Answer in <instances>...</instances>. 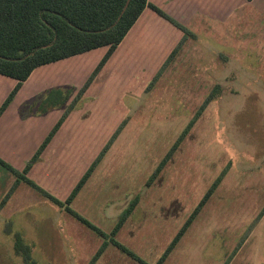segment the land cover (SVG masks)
Wrapping results in <instances>:
<instances>
[{"label": "rangeland", "instance_id": "obj_1", "mask_svg": "<svg viewBox=\"0 0 264 264\" xmlns=\"http://www.w3.org/2000/svg\"><path fill=\"white\" fill-rule=\"evenodd\" d=\"M148 1L195 36H187L166 63L183 32L148 12L155 22L143 36L131 29L75 104L72 100L79 88L108 48L40 66L14 98L11 132H5L11 140L0 138V158L22 172L33 145L39 143L38 136L26 131L28 117L47 116L48 131L59 114L58 106L44 99L49 96L48 87H60L64 95L72 87V100L61 111L72 107L69 119L74 124L66 127L73 131L67 134L62 129L60 139L62 144L71 140L80 148L71 150L70 145L58 152L52 149L56 138L40 156L39 173H27L28 177L45 189L43 178L50 186L57 185L58 190L51 192L63 201L72 183L122 124L71 203L72 209L109 234L118 214L138 194L136 208L114 239L155 264L164 245L228 165L169 264H264V213L258 218L264 206V0L251 3L252 10L247 0ZM214 1L218 10L210 9ZM66 81L68 86L63 84ZM9 82L14 84L10 77L0 75V105L14 87L8 91ZM216 83L221 84L220 93L147 186L158 162ZM32 91L38 92L31 96ZM54 165L67 170L58 183L55 174L45 170ZM4 174L0 200L16 178L9 171ZM30 189L21 182L15 196ZM25 201L30 204L15 205L16 213L0 212V264H25L13 249L16 233L31 245L32 257L39 264H86L104 240L63 207L43 198L27 197ZM159 223L164 224L161 229ZM154 231L157 234L151 237ZM148 243L152 245L146 247ZM115 250L110 243L99 264L120 262Z\"/></svg>", "mask_w": 264, "mask_h": 264}, {"label": "trees", "instance_id": "obj_2", "mask_svg": "<svg viewBox=\"0 0 264 264\" xmlns=\"http://www.w3.org/2000/svg\"><path fill=\"white\" fill-rule=\"evenodd\" d=\"M146 7L155 11L159 16L168 20L183 32L181 40L168 56L166 63H169L180 50L185 38L187 36H193V34L185 26L151 4L148 0H0V74L16 80L15 86L0 105V115L12 102L22 83L29 77L35 68L99 47H107V52L87 80L79 88L77 95L72 100V104H75L77 99L87 90L97 73L109 59L116 47L121 43L129 29ZM155 79L154 77L150 84H153ZM220 91L221 84L216 83L205 96L192 118L188 121L168 151L158 162L153 173L146 182L147 186L160 174L174 155L188 131L205 110L206 106L215 99ZM69 92L65 95L62 94L61 103L64 104L65 101H67ZM57 93L59 94L58 89H52L46 101L52 103V101H50L51 97ZM71 110V106L64 110L61 117L54 124L50 132L24 166L22 172L16 170L0 158V165L16 177L12 186L1 199L0 207L7 201L17 185L23 181L42 193L56 205L63 207L66 212L97 232L104 239L87 264H94L108 243H112L120 251L141 264H148L133 251L114 239V236L136 208L139 202L138 194L134 195L118 214L109 234L103 232L100 228L70 207L72 201L83 188L86 181L101 162L122 129V124L116 128L108 141L89 163L63 201L50 194L27 176L31 166L39 159L41 153ZM227 171L228 165L220 171L209 185L155 264H162L175 248L181 237L212 196ZM263 213L264 206L258 218H260ZM13 249L15 253L21 255L25 264H39L32 257L31 245L26 243L19 233L14 235Z\"/></svg>", "mask_w": 264, "mask_h": 264}, {"label": "crops", "instance_id": "obj_3", "mask_svg": "<svg viewBox=\"0 0 264 264\" xmlns=\"http://www.w3.org/2000/svg\"><path fill=\"white\" fill-rule=\"evenodd\" d=\"M255 1H257V0H247L246 2L247 3H249V7H248V9L249 10H252V9H255L254 8V6L251 4V3H254ZM241 4L243 3V2H240ZM213 7V9H217L218 10V7H219V5L217 4V1H214L213 2V4L212 5H210V9ZM151 11H153L152 9H150V8H145L143 11H142V13L140 14V16L138 17V19L136 20V22L133 24V26L129 29V31L127 32V34L126 35H128L129 34V32L131 31V29L133 28V30L134 29H136V33H135V35L136 34H139V35H141V36H143V34H144V32H145V30L147 31V27H148V25L151 23V22H155V18L149 13L148 14V12H151ZM153 12H155V11H153ZM156 13V12H155ZM157 14V13H156ZM144 15H145V17H144ZM186 27V26H185ZM155 28V27H154ZM187 28V27H186ZM188 29V28H187ZM189 30V29H188ZM192 34H193V36H195L194 35V33L191 31V30H189ZM125 35V36H126ZM183 36V35H182ZM193 36H191V37H193ZM181 37V36H180ZM151 38V37H150ZM175 47V46H174ZM173 47V48H174ZM117 48V47H116ZM94 50V49H93ZM173 50V49H172ZM171 50V51H172ZM90 51H92V50H90ZM90 51H87V52H85V53H81V54H77V55H74V56H71V57H69V58H66V59H70V58H72V57H78V56H81V55H84V54H86V53H88V52H90ZM170 51V52H171ZM145 54V53H144ZM66 59H62V60H66ZM224 60H229V61H231L232 62V60L231 59H227V58H225ZM60 61V60H59ZM59 61H56V62H59ZM56 62H52V63H49V64H53V63H56ZM49 64H45V65H49ZM233 65H234V63H233ZM233 65H232V67H233ZM42 66H44V65H42ZM40 67V66H39ZM39 67H37V68H39ZM37 68H35L32 72H31V74L29 75V77L22 83V85H21V87H20V89L18 90V92H17V94H19L20 93V91H22L23 89H24V86H25V84L26 83H28V81L31 79V77L35 74V72H36V69ZM1 75V74H0ZM2 76H4V75H2ZM4 77H7V76H4ZM10 79H13V78H11L10 77ZM13 83L14 84H12V86H15V84H16V80L15 79H13ZM75 81V80H74ZM93 82V81H92ZM91 82V83H92ZM67 83V81L65 82V83H63V84H66ZM69 83H74L73 81H69ZM75 83H76V81H75ZM56 85H59V83L57 82L56 83ZM75 85V84H74ZM74 85H72V86H74ZM91 85V84H90ZM89 85V86H90ZM8 86H9V89H8V91L11 89V82H9L8 83ZM66 86H68L67 84H66ZM46 88V87H45ZM48 89H58V90H60V87H57V86H53V87H48ZM47 89V90H48ZM88 89V88H87ZM47 90H45V91H47ZM50 90V91H51ZM73 90H74V88L72 89V87L70 88V91H72L73 92ZM40 91V90H39ZM37 92L38 91H32V92H29V94H32L31 96H35L36 94H37ZM49 92V91H48ZM48 92H47V94H48ZM16 94V95H17ZM62 94L63 93H60L59 92V94L57 93V95H54V96H52L51 97V100L50 101H52V103H51V105L50 106H52V107H54V106H58L57 107V109L56 110H59V111H57L59 114H56V116H55V119H53L52 121L54 122V123H52V125H51V127L50 128H48V131H46L47 130V127H46V125L48 126V123H47V119H46V117L47 116H43V115H36V116H32V117H28V119L27 120H29V119H31V120H29L28 122H29V126L26 128V131H29L32 135H35L36 137L38 136V138H39V143H37V144H35V145H33V149L30 151V153L29 154H31L32 153V155L35 153V151L37 150V148L39 147V145L42 143V141L44 140V138L47 136V134L50 132V130L52 129V127L54 126V124L58 121V119L61 117V115L63 114L62 113V109L64 108V105H63V103H61V101H62ZM15 95V96H16ZM17 97H18V95H17ZM72 96H69V98L67 99V101H65V102H68V101H71L72 100V98H71ZM15 98V97H14ZM44 99H46L47 100V96L46 97H44ZM14 103V99H13V101L8 105V107L3 111V113L1 114V116H0V130H1V135H0V138L2 139V141L3 140H11V139H9V136L7 137L6 136V134H5V132H11V129L9 128V126L11 125V107H12V104ZM72 111H70L69 112V114L71 113ZM69 114L66 116V118L64 119V121L61 123V125H60V127L57 129V131L55 132V134L53 135V137H52V139L50 140V142L47 144V146H46V148L43 150V152L41 153V155L40 156H42V155H45L50 149H51V147H52V145H53V143H54V141L56 140V138H57V140H56V144L52 147V149H55V150H57L58 152H60V151H66V150H68L69 149V146L71 145L72 146V148H71V150H78L79 148H80V146L79 145H74V143H72L71 142V140H66V143H64V144H62V140L60 139V137H61V131H62V129H64V131L65 130H67L68 131V133L67 134H70L72 131H71V127L69 128V127H66L67 125L66 124H68V125H70V126H72L74 123H72L73 121L72 120H70L69 119ZM69 119V120H68ZM26 120V121H27ZM67 121H68V123H67ZM22 123H24V121H22ZM42 125H44L45 126V128H44V130H43V132L41 131V126ZM24 129H25V127H24ZM25 131V130H24ZM60 133V134H59ZM66 136V135H65ZM71 137H73V134H71ZM66 139V138H65ZM1 155L2 156H7V153H6V155H5V152H2L1 153ZM31 155V156H32ZM57 155H59V154H57ZM105 156V155H104ZM95 157V156H94ZM31 158V157H30ZM39 160H40V157H39V159L31 166V168H30V170H29V172L28 173H30V174H32V173H35V174H38L39 173V170L41 169L40 168V162H39ZM6 162V161H5ZM1 166V165H0ZM1 167H3V166H1ZM24 168V167H23ZM43 168V167H42ZM3 169H5L4 171H8L6 168H4L3 167ZM96 169V168H95ZM45 170H46V172L47 173H54L55 175V181L58 183L60 180H61V178H62V175L64 174L63 172L64 171H67V170H65V169H63V167H58V166H56V165H54V166H48L47 168H45ZM6 172H4V173H6ZM43 172H45L44 170H43ZM78 172V171H77ZM4 173H2L1 171H0V185L3 183V181H5L6 180V174H4ZM11 173V172H10ZM63 173V174H62ZM82 175V174H81ZM80 175V176H81ZM30 178V177H29ZM38 178H41L42 179V177L39 175L38 176ZM80 178V177H79ZM78 178V179H79ZM78 179H77V181H78ZM44 180V178L42 179V182H43V185L47 188V189H45L44 187H42L43 189H45L46 191H48L50 194H52V192L51 191H55V190H58V188H57V185L55 186V185H52V186H50L48 183H47V181H46V183L43 181ZM34 181V180H33ZM76 181V182H77ZM21 182H23V181H21ZM20 182V183H21ZM75 182V183H76ZM20 183L17 185V187L15 188V190L11 193V195L9 196V198L7 199V201L3 204V206H1L0 207V212H6L7 214H13V213H16V212H18L19 210V208H15V205H17V204H30V202L29 201H25V199L27 198V197H35V198H37L38 200L39 199H41V198H43V199H46L47 201H50V202H52L50 199H48L46 196H44L42 193H40L39 191H37L36 189H34L33 187H31L30 185V187L34 190V191H36V194H34L33 192H30V191H33L32 189H30V191L29 190H24V191H22V193H20L19 195H18V197H16L15 195H16V191H17V189H18V186L20 185ZM25 183V182H24ZM74 183V184H75ZM27 184V183H26ZM69 184H71V183H69ZM73 183H72V185H71V187H70V190L72 189V187H73V185H74ZM11 186H12V184H11ZM11 186H9L8 187V190H9V188L11 187ZM7 190V189H6ZM7 190V191H8ZM70 190H69V192H70ZM6 191V192H7ZM6 192L4 193V195L6 194ZM68 192V193H69ZM3 195V196H4ZM53 195V194H52ZM68 195V194H67ZM66 195V196H67ZM78 195V194H77ZM53 196H55V195H53ZM66 196H65V198H66ZM13 197H16L17 198V200L16 201H13L14 200V198ZM56 197V196H55ZM3 198V197H2ZM57 198V197H56ZM64 198V199H65ZM76 198V197H75ZM74 198V199H75ZM0 202H1V200H0ZM73 202V201H72ZM52 203H54V202H52ZM11 204V207H8L9 205ZM55 204V203H54ZM60 208V207H59ZM23 211H25V210H23ZM125 224V223H124ZM123 224V225H124ZM164 224H162V223H159L158 224V228L159 229H161L162 228V226H163ZM123 227V226H122ZM188 230V229H187ZM187 230H186V232H187ZM177 232V231H176ZM185 232V233H186ZM185 233H184V235H185ZM156 234H157V231H154V232H152L151 234H150V236L151 237H154V236H156ZM175 235V234H174ZM174 235L172 236V237H170V239L167 241V243L164 245V247H163V251H164V249L166 248V246L168 245V243L171 241V239L174 237ZM184 235L181 237V239L184 237ZM158 237V236H157ZM181 239L179 240V242L177 243V245L175 246V248L171 251V253L167 256V258L162 262V264H169V263H171L172 261H171V259H173L172 257H173V255H174V253H176V251H177V249H178V247H179V245H180V241H181ZM103 242V241H102ZM101 242V243H102ZM110 243H108L107 244V246L105 247V249L103 250V252L101 253V255L99 256V258L97 259V261L94 263V264H99L100 263V259L102 258V256H103V254H104V252H105V250L107 249V247H108V245H109ZM101 245V244H100ZM99 245V246H100ZM113 245V244H112ZM152 245V243H148L147 244V246L146 247H149V246H151ZM98 246V247H99ZM113 247H115V251L113 252V253H115L116 255H118L119 256V258H120V262H115V263H113V264H141L140 262H138L137 260H135V259H133L132 257H130L129 255H127V254H125V253H123L122 251H120L115 245H113ZM98 249V248H97ZM96 249V250H97ZM132 251V250H131ZM162 251V252H163ZM162 252L160 253V255L162 254ZM95 253V252H94ZM137 255V254H136ZM160 255H158V257H157V259L155 260V263H156V261L158 260V258L160 257ZM138 256V255H137ZM141 259H143L145 262H147L148 264H150L148 261H146V259H144V257L143 258H141ZM90 260V259H89ZM88 260V261H89ZM87 264V263H86Z\"/></svg>", "mask_w": 264, "mask_h": 264}]
</instances>
